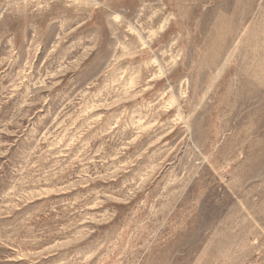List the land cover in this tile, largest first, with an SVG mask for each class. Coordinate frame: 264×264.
Returning <instances> with one entry per match:
<instances>
[{"label": "rangeland", "instance_id": "obj_1", "mask_svg": "<svg viewBox=\"0 0 264 264\" xmlns=\"http://www.w3.org/2000/svg\"><path fill=\"white\" fill-rule=\"evenodd\" d=\"M0 264H264V0H0Z\"/></svg>", "mask_w": 264, "mask_h": 264}]
</instances>
